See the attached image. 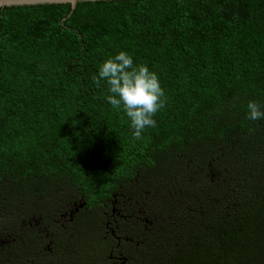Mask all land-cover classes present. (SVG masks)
<instances>
[{"label":"trees","instance_id":"1","mask_svg":"<svg viewBox=\"0 0 264 264\" xmlns=\"http://www.w3.org/2000/svg\"><path fill=\"white\" fill-rule=\"evenodd\" d=\"M71 13L0 8V264H264V119H247L249 101L264 109V0ZM120 51L167 97L141 140L92 80ZM141 192L167 231L126 228L120 207L104 226L116 195ZM117 222L126 229L105 236Z\"/></svg>","mask_w":264,"mask_h":264},{"label":"clouds","instance_id":"2","mask_svg":"<svg viewBox=\"0 0 264 264\" xmlns=\"http://www.w3.org/2000/svg\"><path fill=\"white\" fill-rule=\"evenodd\" d=\"M92 80L98 88L101 81L106 82L110 93L107 102L114 109H122L129 118L134 139H143L147 128L157 126L155 116L166 106L167 97L159 75L146 64H135L131 54L120 51L100 65L98 75H93ZM247 119H264V109L258 102H248Z\"/></svg>","mask_w":264,"mask_h":264},{"label":"rangeland","instance_id":"3","mask_svg":"<svg viewBox=\"0 0 264 264\" xmlns=\"http://www.w3.org/2000/svg\"><path fill=\"white\" fill-rule=\"evenodd\" d=\"M141 194H142L141 195L142 197L126 198V199H123L119 203H117V201H116L117 197H118L116 195L115 202H114L115 207L112 208L111 210L109 209V210L105 211L104 214H103L104 217L102 218V220L105 222L104 226L105 227H110V221H111L112 217H115V212H116V210L118 211L119 210L118 208L120 207V208H122L123 213L128 218H130L132 220V222H130V223L127 222V221L123 222V224H124V226L126 228L134 227L135 224H136V227L137 226L140 227V224H142V221H144V219H145L146 223H143L144 225H146V226L149 225V227H154L155 229H160L161 228L162 232L167 231L168 226H170V221L168 219H166V218H163L157 212L151 210V209H153V207L150 206L149 204H147L146 206H148L149 210L152 213H154L155 215L153 216L152 214H148L147 212H149V213H151V212L148 211L147 208L144 207V205H142V203H143L142 199L143 198H147L149 194L148 193H142V192H141ZM154 202H157V200H154ZM80 207H83V206L80 205ZM80 207H79V205H75L76 213L78 212ZM145 215L149 216L151 219L148 220L145 217ZM68 219H70L71 222L74 220V212H72V210L67 212V214L63 215L61 221H63L64 223H67ZM29 225H30V227H34V226L38 227L39 226L38 223L34 224L33 222H30ZM126 228L121 227V224H119L117 222L116 229L114 231L111 230L112 232H110L107 229V231L105 232V236H107L108 234H112L113 236H116V235H118L121 232L122 229H126ZM111 252H113V251L111 250ZM113 259H114L113 258V254L111 253L110 260H113ZM101 262H102V260H101ZM75 264H81V263H75Z\"/></svg>","mask_w":264,"mask_h":264},{"label":"water","instance_id":"4","mask_svg":"<svg viewBox=\"0 0 264 264\" xmlns=\"http://www.w3.org/2000/svg\"><path fill=\"white\" fill-rule=\"evenodd\" d=\"M97 1H113V0H0V8L35 6V5L70 4L72 6V13H73L77 8L78 3L97 2ZM71 14L69 16H71Z\"/></svg>","mask_w":264,"mask_h":264}]
</instances>
